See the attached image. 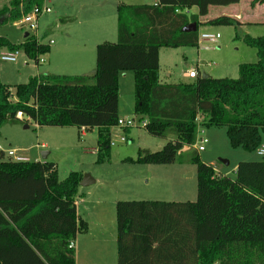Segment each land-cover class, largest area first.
Returning a JSON list of instances; mask_svg holds the SVG:
<instances>
[{"label": "trees", "instance_id": "trees-1", "mask_svg": "<svg viewBox=\"0 0 264 264\" xmlns=\"http://www.w3.org/2000/svg\"><path fill=\"white\" fill-rule=\"evenodd\" d=\"M44 2L11 1L0 8V25L42 9ZM240 2L121 4L118 40L97 46L92 76L41 75L14 87L0 80V134L9 121L97 129L101 153L109 150L110 130L120 119V75L133 73L135 114L151 136L173 139L159 152L140 150L129 162L197 167L195 202L117 203L118 264H264V162H239L232 179L202 162L195 148L199 127L225 128L234 149L254 153L264 145V36H236L258 55L256 63L239 66L236 80L198 76L167 84L159 77L162 48L198 47L200 18L209 8ZM194 7L198 15L186 13ZM191 24L197 31L185 32ZM205 25L242 26L228 16ZM24 39L13 44L0 37V53L24 52L40 64L50 46L35 36ZM83 176L71 172L60 181L55 163L15 162L0 150V264H76L70 244L87 231L76 206Z\"/></svg>", "mask_w": 264, "mask_h": 264}, {"label": "rangeland", "instance_id": "rangeland-1", "mask_svg": "<svg viewBox=\"0 0 264 264\" xmlns=\"http://www.w3.org/2000/svg\"><path fill=\"white\" fill-rule=\"evenodd\" d=\"M11 1L13 0H0V8L9 5ZM114 2L115 0H101L100 6L110 11ZM120 2L153 5L155 0H121ZM250 2L243 0L246 7L250 6ZM45 7L51 8L52 12L39 17L37 31H32L27 25H20L22 19L10 20L0 25V37L8 39L13 44H21L25 40V34H29L46 44L48 40L56 39L61 35V28H54L56 24L61 26L59 16H63L61 14H65L68 9L75 14L82 8L75 0H45L42 9ZM216 9L221 10L217 7ZM217 10L212 9L206 19L216 18ZM247 30L252 36H264V28ZM202 34L220 35V39L215 44L200 42L198 47L160 50L159 77L162 82L174 84L193 82L194 79L188 76L191 71H196L198 76L202 77L208 75L215 79L236 80L239 78L240 65L258 61L256 49L247 46L241 38H236L237 35L241 37L245 35L242 27L200 25L199 35ZM45 57L46 55L42 56L40 60L44 61ZM45 65L44 63L37 65L30 61L24 52H19L15 63L0 62V80L11 87L25 84L30 78L35 77L37 70H40L38 73L43 74L42 69ZM129 75H132L129 81L121 79L119 86V117L120 120H134L135 126L126 130L117 127L110 130L111 141L126 138V143L118 142L115 146H110L108 151L99 153L97 129L87 131L86 136H81V130L78 128H59L58 133L37 139L38 131L35 126L32 125L26 130V123L9 121L1 129V147L5 150L9 148L23 150L28 148L30 142L39 144L38 150L18 152V155L35 160V154L41 158V153L48 152L49 149L40 147L42 144H48L51 148L48 160L56 164L59 180L63 181L71 172L90 175L98 179V183L92 187L95 198L110 199L112 202L180 200L179 193L171 189L169 182L164 181L169 177L172 169L178 167L177 165H139L129 162L137 159L140 150L159 152L173 139V137L164 139L151 136L143 127V118L135 114L133 73ZM198 131L197 144L202 138L209 141L205 151L198 153L200 160L212 164L228 177L235 176L239 162H264V155L232 148L225 128L199 127ZM242 158L246 160L242 161ZM183 165H188L190 168H182L187 172L184 174L186 177L182 178L179 184L195 185L194 195H189L185 199L195 202L198 194L197 167L191 164ZM179 175H182V172H179ZM183 198L185 197L182 196ZM110 208V215L105 212L102 217L109 225L116 227V209L113 205Z\"/></svg>", "mask_w": 264, "mask_h": 264}, {"label": "crops", "instance_id": "crops-1", "mask_svg": "<svg viewBox=\"0 0 264 264\" xmlns=\"http://www.w3.org/2000/svg\"><path fill=\"white\" fill-rule=\"evenodd\" d=\"M75 1L80 7H82L81 10L73 14L71 10L68 9L65 14H61L63 16H59L58 20H63V22H61V26L56 24L54 28H61V35L56 39H50L46 42L45 45L50 46V52L46 55L45 60L43 61V63L46 64L42 69L44 73H38L40 70H37V74H35V76H92L96 70L97 46L104 42L115 43L118 40V6L121 4L150 5L127 4L120 2L121 0H115L112 9L107 11V8L100 6L101 0ZM250 1V6L247 5V7L243 4V0H241L239 4L227 7L211 6L209 8L208 15L212 9L217 10L216 7L220 8L221 10L216 11V18L228 16L237 19L242 24L241 27L244 29V33L252 36L247 29L264 28V4H258L253 7L251 4L253 0ZM72 2L74 3V1ZM157 3L158 0H155L153 5H156ZM186 13L189 15H198V8L194 7ZM208 15L206 17L200 18L202 25H205L208 21H210L206 19ZM51 41H53L54 44L50 45ZM129 74L131 73H124L120 75L119 86L121 79L124 81H129V79L132 77V75ZM161 83L167 82L161 81ZM32 125L35 126L36 131H38L37 139H43L44 136L54 135V133H58V130H60L59 128H40L36 124H32L29 121L26 124L25 129L28 130ZM87 131L88 130L81 129L80 135L86 136L85 132ZM38 147L39 144L35 145L33 142H30L28 148L23 150H19L20 148H9L4 150H16L22 153V151L27 152L33 149L38 150ZM40 147L49 150L45 154L41 153V158L38 154H35V160L26 158L29 162H49L48 157L51 155V148L48 146V144H42ZM244 160L246 159L242 158V161ZM209 165L212 166V164ZM177 166V168L172 169L173 171L170 174L171 177L169 175V177L165 178L164 181L169 182L171 189L179 193L178 196L180 197V200H176L175 202H191L190 200L185 199H187L189 195H194L195 185L181 186L179 184L182 178L186 177L184 174L187 172L182 168L190 167L188 165ZM215 170L219 175H224L217 168H215ZM179 172H182V175H179ZM88 176L89 180L87 185H80L79 195L76 199L78 217L87 224V231L78 235L75 241L76 264H118L117 226L112 227L102 217L105 215V212H108V215H110L111 205L115 206L116 209L118 202H112L110 199H99L98 197L95 198L92 187L98 183V179L90 175ZM235 177L236 171L235 176L230 178L234 179ZM182 196L185 198L182 199ZM110 202L112 204H110ZM107 207L108 209H106Z\"/></svg>", "mask_w": 264, "mask_h": 264}, {"label": "built area", "instance_id": "built-area-1", "mask_svg": "<svg viewBox=\"0 0 264 264\" xmlns=\"http://www.w3.org/2000/svg\"><path fill=\"white\" fill-rule=\"evenodd\" d=\"M51 12H52V10L49 7H45L44 9L35 8L27 16L22 18L20 25H27L32 31H37L39 28V26H38L39 17L43 14H50ZM219 39H220V35L202 34L199 36V43L205 42V43L215 44V43H217V41ZM51 44H54V42L51 41L50 45ZM18 53L19 52L7 53V51H2L0 53V61L1 62L15 63L17 61ZM40 63H43V61L40 60ZM188 76L190 79H196L198 77V74L196 73V71H191ZM17 117L20 120L24 119V116L22 113H18ZM142 125L144 127L146 125V122H142ZM134 126H135L134 120H120L119 119L116 127L125 130V129H129L131 127H134ZM118 142L126 143L127 139L126 138H120L117 141H111L110 145L115 146ZM208 143H209V141L206 138H202L200 140L199 144L196 143L195 148L198 152H204L206 149V145ZM42 147H44V146H42ZM0 150L6 154L7 158H10L15 162H26V161H28L25 157L18 155V151H16V150L5 151L1 146H0ZM257 153L260 156L264 155V145H262L258 149ZM70 248L75 249V243L74 242H72L70 244Z\"/></svg>", "mask_w": 264, "mask_h": 264}, {"label": "water", "instance_id": "water-1", "mask_svg": "<svg viewBox=\"0 0 264 264\" xmlns=\"http://www.w3.org/2000/svg\"><path fill=\"white\" fill-rule=\"evenodd\" d=\"M185 32H196L197 31V25L196 24H191L190 26H188L187 28L184 29ZM29 36V34H25V38H27ZM209 76L208 75H204V78H208ZM89 180V176L88 175H85L83 177V180L81 182V186H86L87 185V182Z\"/></svg>", "mask_w": 264, "mask_h": 264}]
</instances>
